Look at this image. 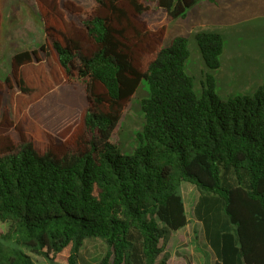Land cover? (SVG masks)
Masks as SVG:
<instances>
[{
    "label": "trees",
    "instance_id": "16d2710c",
    "mask_svg": "<svg viewBox=\"0 0 264 264\" xmlns=\"http://www.w3.org/2000/svg\"><path fill=\"white\" fill-rule=\"evenodd\" d=\"M33 1L44 42L13 53L0 77V264H78L86 238L108 247L98 264H167L172 235L189 253L181 182L199 191L213 264H264V82L219 97L210 71L224 39L198 31L209 71L197 95L187 37L164 44L200 0ZM157 10L165 24L151 28L144 16ZM142 81L143 128L123 154L111 136ZM220 165L246 186H222Z\"/></svg>",
    "mask_w": 264,
    "mask_h": 264
},
{
    "label": "rangeland",
    "instance_id": "374dc122",
    "mask_svg": "<svg viewBox=\"0 0 264 264\" xmlns=\"http://www.w3.org/2000/svg\"><path fill=\"white\" fill-rule=\"evenodd\" d=\"M71 1L81 6L84 11H89L94 0ZM217 1L218 4L213 5L206 0H200L189 9L185 19L178 18L170 22L164 44L167 45L176 35L187 37L190 54L185 62V70L193 77L194 91L200 95L205 73L209 70L200 55L195 33L219 32L224 39L220 67L210 71L215 79V93L222 99L252 94L264 82V0ZM0 9V77H4L10 73L9 61L12 54L19 50L38 48L44 42V31L33 0H0ZM81 15L82 13L68 14L74 20ZM144 17L151 28L165 24L163 10L154 11ZM146 96L148 85L142 81L111 136V141L119 145L123 154L132 153L138 144L137 133L142 131L144 124L140 100ZM219 178L222 186H246V174L242 170L237 176L233 169H225L220 165ZM179 191L186 204L189 221H194L193 201L194 195L199 191L189 182H181ZM4 230L5 225L0 223V233ZM178 236L180 234L172 235L168 241L166 251L171 257L176 256ZM1 241L5 246L12 245L11 241ZM107 250L108 247L102 240L86 238L78 252V264H98ZM183 255L189 258L187 253Z\"/></svg>",
    "mask_w": 264,
    "mask_h": 264
},
{
    "label": "crops",
    "instance_id": "0c3cea01",
    "mask_svg": "<svg viewBox=\"0 0 264 264\" xmlns=\"http://www.w3.org/2000/svg\"><path fill=\"white\" fill-rule=\"evenodd\" d=\"M188 194L190 195L191 192H188ZM194 196L195 197H194L193 205L195 206L199 198V192L197 193V195ZM185 208H186V204H185ZM187 234L189 239V247H183V248L184 249L187 248V250L189 251L188 255L191 264H213V262L216 259V256L213 250L211 249L210 245L206 241L205 231L202 223L196 218L194 219V221H189V223L187 224ZM199 250L203 251L204 253L202 254V252H200ZM175 255L176 256H172V257L171 255H169L167 264H187L186 259L182 254L175 252Z\"/></svg>",
    "mask_w": 264,
    "mask_h": 264
}]
</instances>
